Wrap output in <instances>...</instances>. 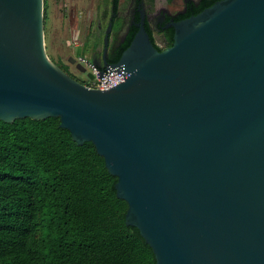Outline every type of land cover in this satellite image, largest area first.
Here are the masks:
<instances>
[{"label":"water","instance_id":"95a60500","mask_svg":"<svg viewBox=\"0 0 264 264\" xmlns=\"http://www.w3.org/2000/svg\"><path fill=\"white\" fill-rule=\"evenodd\" d=\"M44 0H0V121L58 117L91 142L154 264H264V0H217L173 21L158 50L137 30L108 89L47 55ZM77 71L92 78L71 56Z\"/></svg>","mask_w":264,"mask_h":264},{"label":"trees","instance_id":"16d2710c","mask_svg":"<svg viewBox=\"0 0 264 264\" xmlns=\"http://www.w3.org/2000/svg\"><path fill=\"white\" fill-rule=\"evenodd\" d=\"M136 30L129 29L109 63L119 60ZM172 36L171 28L165 47ZM54 63L74 78L68 66ZM59 123L58 117L0 121V264H154L138 229L125 223L127 203L116 196L117 178L103 157Z\"/></svg>","mask_w":264,"mask_h":264},{"label":"rangeland","instance_id":"374dc122","mask_svg":"<svg viewBox=\"0 0 264 264\" xmlns=\"http://www.w3.org/2000/svg\"><path fill=\"white\" fill-rule=\"evenodd\" d=\"M109 6L110 0H44V43L47 55L57 63L58 61L65 63L68 56L76 58L84 55L90 59L97 53H93V50L102 48L103 39L101 40V35L99 39H95V42H98L96 48L92 43H85L88 35H94L97 32L94 29L89 30V17L93 15L95 24L102 17L101 25L104 27L106 17H103V10H109ZM127 6V0L120 1L119 15L121 19L128 16ZM107 14L106 16H108ZM151 25L155 42L164 48L166 46L164 36L156 30L153 24ZM115 40L116 31L111 36V44H115ZM74 73L77 76H82L77 72ZM83 76L82 78H84Z\"/></svg>","mask_w":264,"mask_h":264},{"label":"flooded vegetation","instance_id":"af4514ba","mask_svg":"<svg viewBox=\"0 0 264 264\" xmlns=\"http://www.w3.org/2000/svg\"><path fill=\"white\" fill-rule=\"evenodd\" d=\"M114 0H110L109 10H103V17H106V24L102 27V17L97 20L96 24L93 20V15L89 17L88 28L89 30L94 29L96 34L88 35L85 39V43L94 44L95 39H99L101 35V40L104 37L105 30L108 24H111V31L108 35V46H107V56L106 59L113 55L115 49L120 45L124 40L129 29L135 25L138 21L136 14L138 13L139 8H142L146 14V22L148 23L149 28L152 31V25L156 28L157 31L161 32L165 39V32L171 29L170 24L173 21H178L183 18H180L181 15H184L188 12H192L197 7L211 1V0H127L128 1V16L121 19L119 15V5L121 0H117V4L113 3ZM109 11V12H108ZM108 13V14H107ZM106 14L108 16H106ZM119 28V29H118ZM118 29V30H117ZM116 31V40L115 44H111V36ZM153 34V31H152ZM154 37V35H153ZM166 41V40H165ZM103 50V40L102 48L100 50H93V53H101ZM71 56L66 57L65 64L68 66L70 73L77 79L79 82H84L82 78L83 74L79 73L75 66L70 63L69 59ZM74 57V56H73ZM74 72H77V76ZM84 77V76H83Z\"/></svg>","mask_w":264,"mask_h":264},{"label":"built area","instance_id":"2783aa9c","mask_svg":"<svg viewBox=\"0 0 264 264\" xmlns=\"http://www.w3.org/2000/svg\"><path fill=\"white\" fill-rule=\"evenodd\" d=\"M77 62L81 63L86 67L87 72H90L92 74V78L87 77L84 75V85L89 88H95V89H108L112 87L113 85L123 81V77L120 75L119 72L111 71L108 72L104 68H98L94 66L90 59L85 57L84 55H80L76 57Z\"/></svg>","mask_w":264,"mask_h":264}]
</instances>
